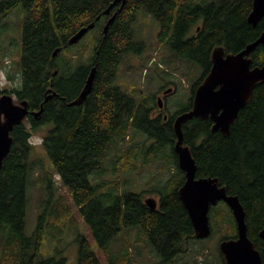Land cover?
<instances>
[{"label": "trees", "instance_id": "trees-1", "mask_svg": "<svg viewBox=\"0 0 264 264\" xmlns=\"http://www.w3.org/2000/svg\"><path fill=\"white\" fill-rule=\"evenodd\" d=\"M112 1L0 0V33L5 28V18L21 10V44L16 61L20 86L14 91L0 89V95L14 94L16 101L26 100L30 110L40 107L39 103L43 108L39 120L30 117L25 120L29 125L24 121L14 127L11 149L0 169V264H65L64 258L42 257L44 227L50 212H39L36 230L30 236L24 234L28 189L35 171L47 188L51 184L42 162L30 160L36 144L30 137L41 127L45 128L41 144L53 171L68 190L99 249L106 250L123 228L139 226L161 260L159 264H174L175 257L186 253L191 241L198 240L177 194L184 176L173 151V120L191 109L193 94L212 65L213 49L240 52L261 35L264 18L256 26L247 23L252 0H126L104 35V11ZM114 11L115 8L111 10ZM140 11L157 21L159 44L167 46L179 60L200 68L188 105L167 120L150 116L147 98L137 101L115 85L122 60L145 51L144 42L136 39L133 29ZM199 19V30L188 36ZM92 23L94 28L88 31L95 32L92 55L87 63L79 59V64L71 68L69 64L75 56L67 59L64 53L76 44L68 45V40ZM55 50L59 51L53 57ZM250 56L253 66L264 64L262 46ZM92 68L94 86L85 102L67 106L80 94ZM51 80L55 81L57 95L44 102ZM151 99L157 102V97ZM211 125L209 118H193L183 124L184 144L194 158L196 177L217 178L227 194L238 197L245 211L248 238L264 264V242L259 237L264 227V83L255 87L227 135L213 132ZM139 132L154 141L157 151H152V146L147 152L158 154L163 150L167 167L175 169L155 209L145 204L142 194L119 195V181L109 185L102 179L93 181L97 184L90 182L93 174L101 175L109 150ZM123 157L110 162H124ZM49 202L46 200L45 205ZM221 206L226 207L225 213ZM56 211L53 210L54 218ZM209 222L212 234L220 225V242L235 237V222L224 203L210 208ZM77 241L78 264H100L87 239L79 235ZM221 260L224 264L222 257Z\"/></svg>", "mask_w": 264, "mask_h": 264}, {"label": "rangeland", "instance_id": "rangeland-1", "mask_svg": "<svg viewBox=\"0 0 264 264\" xmlns=\"http://www.w3.org/2000/svg\"><path fill=\"white\" fill-rule=\"evenodd\" d=\"M20 19V8L12 11L5 18V28L0 33L1 90L14 91L20 86L16 64L18 48L21 44V29L20 32L18 29ZM196 26H200V23H196L194 27ZM133 29L136 39L144 42L145 51L140 56L127 55L122 60L116 74L115 85L137 101L147 98L150 111H154L151 117L161 114L158 112L156 101L151 97L156 98L161 91L173 88V92L164 101V113L172 115L179 108L188 105L191 86L199 78L200 68L179 60L167 46L159 44L158 23L152 15L144 11L138 12ZM94 33V31L87 32L75 47L64 53L67 59L75 56L74 62L69 64L71 68L79 64V59L80 63L88 62L95 44ZM57 63L60 64L59 60ZM12 95L15 101L16 96ZM26 124L29 125L27 122ZM44 131L45 128H38L30 137V141L36 143L30 160L39 159L42 162L43 168L48 170L47 177L51 184L50 188H47V183L40 181L38 171H35L28 189L24 228V234L30 236L36 230L39 212H50L51 217L44 227L42 257L57 256V258H64L65 264H78L77 237L83 235L100 264H159L161 260L139 226L123 228L121 233L108 244L106 250L98 248L89 226L71 201L68 190L53 171L51 161L41 144V135ZM145 139L148 138L139 132L137 135L131 134L123 144L112 147L101 175L93 174L90 182L97 184L93 181L102 179L109 185L114 181H119V195L142 194L144 201L152 198L157 203L164 185L175 169L172 165L170 168L167 167L163 150L158 154L148 153L147 150L153 146L154 141L148 139L146 142ZM152 151H157V149L154 148ZM119 156H124V162H110V160H117ZM126 158L132 161H127ZM48 199H50L49 207L45 205ZM219 208L224 213L227 210L224 206ZM53 210H57L55 218ZM222 236L219 225L208 239L191 241L187 252L175 257L174 264H223L218 249Z\"/></svg>", "mask_w": 264, "mask_h": 264}, {"label": "water", "instance_id": "water-1", "mask_svg": "<svg viewBox=\"0 0 264 264\" xmlns=\"http://www.w3.org/2000/svg\"><path fill=\"white\" fill-rule=\"evenodd\" d=\"M125 3L126 0H113L104 14L109 15L111 10L117 6L120 10ZM116 15L117 12L113 13L107 20L103 27L104 35ZM263 18L264 0H252L247 23L256 26ZM93 28L94 23L81 28L68 40V44H76ZM259 46L264 48V30L255 41L246 45L238 53H225L222 47H215L211 53L212 65L193 94L191 109L176 116L172 124L175 138L173 151L176 155L178 168L184 176V181L178 188L177 194L187 211L195 237L201 240L211 236L209 210L220 202L228 207L235 222V237L222 240L218 246L224 264L263 263L260 253L248 238L245 211L238 197L227 194L225 187L219 185L217 178L196 177V164L190 148L184 144L182 128L185 122L193 118H209L213 132L220 131L225 135L229 133L230 126L250 100L255 87L264 83V64L253 66L250 56ZM58 51H54L53 57ZM94 80L95 68H92L80 94L75 100L67 103V106L83 104L92 91ZM48 91L50 97L54 95L52 80L49 83ZM172 91L173 89L169 88L164 93L168 94ZM156 103L159 109L164 107L161 98H157ZM28 112L26 100L15 103L11 94L0 95V169L11 149V132L14 127L23 122ZM41 112L42 108L35 115L38 116ZM164 119H167L166 115ZM144 202L152 209L157 206L156 201L152 198L146 199ZM259 237L264 242V227L259 232Z\"/></svg>", "mask_w": 264, "mask_h": 264}, {"label": "flooded vegetation", "instance_id": "flooded-vegetation-1", "mask_svg": "<svg viewBox=\"0 0 264 264\" xmlns=\"http://www.w3.org/2000/svg\"><path fill=\"white\" fill-rule=\"evenodd\" d=\"M122 9V8H121ZM120 9V10H121ZM120 10H118V6L117 7H115V11L114 12H110V14L109 15H106L107 16V19H106V22H107V20L109 19V17L113 14V13H115V12H119ZM106 22H105V24H106ZM197 23H200V26H201V24H202V20L201 19H199V21L197 22ZM200 26H196V27H193L191 30H190V32H189V35L188 36H192L193 34H195L196 33V31H198L199 30V28H200ZM104 27V26H103ZM54 83H53V91H55L56 89L54 88V86H55V81H53ZM49 83H50V81H49ZM55 89V90H54ZM173 89V88H172ZM47 90H48V88H47ZM164 91L165 90H163V91H161L160 92V95H158L157 96V98H161L162 99V101L164 102L165 101V99L167 98V96L169 95V94H171V93H168V94H165L164 93ZM48 92V93H47ZM56 92V91H55ZM49 91H46V94H45V98H44V102L45 101H49L50 99H52L53 97H55L56 95H57V92H56V94L55 95H53V96H49ZM13 96V95H12ZM13 100H14V97H13ZM15 103H18V101H16V99H15V101H14ZM39 106L40 107H38V108H34V109H32V110H30L29 109V106H28V110H29V112H28V115H27V117L24 119V121L26 120H28L30 117H34L35 119H37V120H39V117H40V113H39V115L38 116H36L35 115V113L37 112V111H39L40 110V108H41V103H39ZM159 109V108H158ZM165 109V105H164V107L162 108V109H159L158 110V112H161V111H165L164 110ZM42 111H43V108H42ZM152 112H154V111H150V115H152ZM42 113V112H41ZM167 116V119L169 118V116L170 115H168L167 113H163V114H159L157 117H159V116H161L162 117V119H164V116ZM166 119V120H167ZM165 120V119H164ZM228 208V207H227ZM209 238V237H208ZM208 238H206V239H208ZM205 239V240H206ZM198 240H200V239H198ZM223 259V258H222Z\"/></svg>", "mask_w": 264, "mask_h": 264}, {"label": "bare ground", "instance_id": "bare-ground-1", "mask_svg": "<svg viewBox=\"0 0 264 264\" xmlns=\"http://www.w3.org/2000/svg\"><path fill=\"white\" fill-rule=\"evenodd\" d=\"M195 1V0H194ZM251 6V5H250ZM249 13V12H248ZM104 34V33H103ZM96 39V38H95ZM69 45V44H68ZM56 74V73H55ZM56 93L54 92V95H55ZM78 96V95H77ZM71 107V106H70ZM41 114V113H40Z\"/></svg>", "mask_w": 264, "mask_h": 264}]
</instances>
